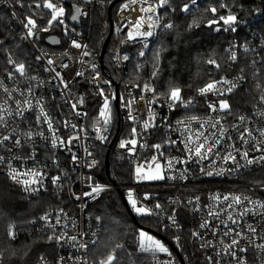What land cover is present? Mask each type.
Returning <instances> with one entry per match:
<instances>
[{"label":"built area","instance_id":"1","mask_svg":"<svg viewBox=\"0 0 264 264\" xmlns=\"http://www.w3.org/2000/svg\"><path fill=\"white\" fill-rule=\"evenodd\" d=\"M137 1L139 4L136 7L133 6L132 0L122 1L117 6L112 19L114 48L110 58L118 80L111 79L103 71V57L100 58V49L91 47L89 36L82 27L83 22L91 25L94 8L103 7L105 0H83V4L78 7L80 9L79 26L69 21L70 17L66 12L62 17L63 24L54 23L61 28L64 36V40L59 43L61 45L59 48L50 49L39 46L34 37L25 38L36 60L26 65L27 78L17 75L14 81L8 80L7 70L11 68L0 72V80L4 81L10 91L20 90L11 98L0 91V105L12 112V116H7L5 113L9 120V127L3 134H8L15 129L17 137L22 141L25 139L26 132L31 131L34 134L33 140L25 144L22 149L14 148L10 141L6 142V146L0 147V156H5L9 161L0 165V168L7 177L9 165L20 171L29 168H39L44 171L46 178L42 186H36L40 188L38 192H25L23 186L17 184L29 199L37 198L51 190L66 192L69 196L66 204L49 209L32 221L34 232L45 234L46 243L54 247L53 255L43 256V260L40 258L38 264H85V262L97 264L101 260L92 262L88 256V249L98 239L100 227L98 222L90 219L87 209L91 202L111 190L122 192L126 203L128 202L127 194L131 190L134 198L137 199L138 206H144L150 210L151 214L146 215L157 220L169 232L170 240L163 236L164 241L170 246L169 252L156 253L149 264H190L182 243L181 225L178 220L179 208L185 209L191 217L192 232L200 233V238L194 236L192 238L196 247L203 252L204 264H213L209 257L213 258L215 264H237L235 259L223 252L224 244L229 243L231 239V237L223 236L229 228L242 231V234L247 237L240 240L238 247L248 250L242 253L237 249V255L242 257L246 264H264V251L256 247L264 243V215L261 214L264 213V209L253 208V204L248 201H242L241 205L228 208V202L211 198L214 195H219L221 198L224 195H239L242 198L248 197V200L253 202H264V161L248 165L246 159L236 155V149H240L241 153L247 150L249 158H259L264 155V152L254 150L255 145L261 140L258 129H264V120L257 115L260 90L255 87L256 81L264 85V33L256 28L257 21L264 16V8L259 5L258 0H255L251 6L235 13L243 23L237 26L236 32L229 31L230 35L226 41V65L230 73L215 80L222 77L235 80L241 75V69H244L243 74L247 76V80L242 82L230 97H221V99H229L232 105V113L226 115L211 111L208 104L215 102L217 97L212 93L201 96L198 94V88L187 94L181 92L185 100L193 101L190 106L175 105L170 108L171 102L167 99V93L158 92L152 79L141 83L126 80L120 55L122 43L149 44L155 37L158 26L157 23L154 27V35L147 40L139 36L136 39H129L128 32L136 22L133 19L134 10H137L142 18L151 17L152 21H156L158 17L157 9L160 6L157 2ZM3 4L13 9L9 0H0V7ZM124 5L128 7L124 8ZM149 7L155 9L156 20L152 12L149 15L148 12L143 11ZM14 12L25 37L26 30L21 23L23 20L16 11ZM140 30L144 31L143 28ZM72 41H76L81 47H73ZM231 51L237 52L238 59L235 63L228 59ZM85 52L88 55H84ZM49 59L54 63L49 65ZM253 60L257 61L255 66L251 64ZM65 64L67 67H64ZM256 69L259 72L254 76ZM56 73L60 76L57 77ZM31 77L36 79L32 80ZM145 84L154 88L155 91L144 90ZM29 87L32 89L31 93L27 91ZM101 89L104 96L109 98L111 109V119L106 126L103 125L99 115L104 101V96L100 95ZM81 97L84 99V104H77V108L72 109L71 105ZM6 99L8 103L5 105ZM24 100L32 103V109H27V105L23 103ZM18 101L19 104H17ZM37 101L52 120L55 134L59 139L67 141L72 136H79V139L73 140L70 145H60L58 142L57 147L53 148L52 133L47 129V124L36 121L40 111ZM129 101L134 102L128 105ZM149 101L153 102L149 103ZM18 109L23 112V116L17 114ZM188 111L193 113L187 114ZM77 113L80 114L77 115ZM129 113L134 119L129 117ZM240 116L246 117L247 122L241 123ZM114 117L123 126L118 135L117 130L112 132L111 124ZM192 117L197 119L193 120ZM216 119H220L221 126L226 129L224 137H219L218 129L211 127ZM146 121L156 126L145 131L143 124ZM72 124L76 125L75 129L71 127ZM245 127L251 129L253 134V138L249 139L248 143L240 141L239 131H237ZM96 128H100V131L97 132ZM132 128L137 130L135 137L131 134ZM41 131L48 139L36 135ZM199 133L204 135L198 138ZM100 136L105 139L101 140ZM204 136L208 137L209 143L217 138L221 140V143L214 148L213 153L208 154L207 159L201 160L192 155L189 149H194L202 143ZM132 138L137 139L134 154L127 148L120 147L122 140ZM170 141L175 143L172 144ZM155 144L161 145V148L156 150L151 147ZM102 149L127 160L131 172L125 182L104 181L99 178L96 163ZM217 152L219 156L216 155ZM226 152L236 155V162L231 160L224 162L220 157ZM73 155L77 157L75 161L72 159ZM154 155L157 157L156 162L162 164V173L165 178L156 183L138 180L135 168L140 164H144L147 168ZM31 156H34L35 160L30 159ZM93 161H95L94 164ZM169 161H171V167H169ZM209 171L213 175H206ZM52 176L61 177L58 181L59 186L50 182L49 178ZM95 185L103 187L104 190L95 199L84 197L83 193L90 192L91 186ZM146 193L149 194V199H144ZM77 196L81 199L77 200L75 198ZM156 204H159L160 208H155ZM245 208L252 209V212L241 217L239 213ZM209 210L219 212L220 216L218 218L209 216ZM228 214L237 220V224H232L228 220ZM44 216L48 218L41 219ZM170 217L175 218V224ZM57 219L60 220L59 224H56ZM205 220L211 223L208 228L202 229L200 224ZM249 226L256 228V233L248 231ZM54 232L57 235L64 232L77 236V241L69 242L66 237L59 244L55 240L49 241L48 236L53 235ZM213 232L217 234L214 236ZM13 233V237L16 238L17 234L14 230ZM209 241L211 243H208ZM81 243H87L88 248H80ZM140 250L143 251L141 248Z\"/></svg>","mask_w":264,"mask_h":264},{"label":"trees","instance_id":"2","mask_svg":"<svg viewBox=\"0 0 264 264\" xmlns=\"http://www.w3.org/2000/svg\"><path fill=\"white\" fill-rule=\"evenodd\" d=\"M2 1V0H1ZM112 0H105L103 7H95L91 25L83 26L88 34L91 47L101 49L103 41L108 33L107 7ZM125 0H120L111 9L113 19L117 6ZM159 1V0H154ZM205 1V0H204ZM229 5V0H226ZM18 15L24 20L26 15H33L41 27L46 26L50 18L48 10L29 7L34 3H42V0H22L25 7L21 8L16 0H9ZM53 3L64 6L68 17L73 13L75 7L83 4V0H52ZM234 2V1H233ZM264 8V0L257 1ZM255 3V0H237L230 5L231 10L247 8ZM183 0H169L165 7H158V26L156 34L150 43L156 44L152 53L150 48L144 51V55L137 56L135 47H126L128 60L124 65V76L126 80L141 83L142 78L150 76L153 72L152 66L159 60L157 76L153 83L155 89L164 93L172 86L180 87L182 93H191L210 80H215L222 75L230 73L226 65V41L230 35L229 31H213L207 27L206 21L210 18V12L206 11L209 6H201L196 10L189 8V12L180 11ZM174 9V10H173ZM199 23V27L189 28L193 20ZM170 23L171 29L162 28L157 35L160 26ZM256 28L264 33V16L257 21ZM23 31L18 20L13 16V11L5 4L0 7V72L10 69L7 64L9 54L17 62L26 65L34 63V53L26 40L22 38ZM157 35V38H156ZM156 38V39H155ZM35 42L39 46L47 48H59L60 41L64 40L62 30L56 24L48 27V31L36 30ZM149 43V44H150ZM114 39L111 34L106 51L103 56V71L111 79L118 80V75L110 60L113 51ZM109 54V60L107 58ZM158 54V55H157ZM215 59L220 65L216 68L206 63L208 59ZM140 63V68L129 69L130 63ZM134 65V64H133ZM193 113L192 111L186 112ZM112 132L117 130L120 134L123 126L114 117L111 124ZM106 150H100L96 163V171L99 178L104 181L123 183L130 177V165L124 157L115 153H108V168L104 167ZM69 196L66 192L51 190L43 193L37 198L29 199L14 182H12L0 168V264H38L43 256H52L54 247L46 243L45 234H37L32 227V221L38 219L44 212L58 205L68 202ZM129 206L124 203L117 190L103 193L99 198L88 206V214L93 222H98L100 227L101 241L88 249V256L92 262H96L103 251L104 254L113 253L116 256L114 264H149L152 255L150 252L136 253L133 246L134 231L141 227L163 235L160 231V223L149 216L131 215ZM131 210V209H130ZM178 220L181 225L182 243L187 250L190 264H204L203 252L198 249L192 238V220L187 211L178 209ZM99 217V220H97ZM135 219V222L133 220ZM14 227L17 237L9 236V228ZM103 232V233H102ZM164 236V235H163ZM165 237V236H164ZM97 239V240H98ZM102 244V245H101ZM101 247L97 249L98 246ZM117 245L121 247L117 248ZM100 250V251H99Z\"/></svg>","mask_w":264,"mask_h":264},{"label":"snow or ice","instance_id":"3","mask_svg":"<svg viewBox=\"0 0 264 264\" xmlns=\"http://www.w3.org/2000/svg\"><path fill=\"white\" fill-rule=\"evenodd\" d=\"M132 2L135 3L136 0H132ZM191 2L193 4H195L196 0H191ZM16 3L19 4L21 8L25 7L22 0H16ZM168 3H169V0H159V6L160 7H165L166 5H168ZM29 7H34L35 9L43 8L45 10H48V15L50 17L47 20L48 27H51L54 23H58V24L64 23V21L62 19V17H64V15H65L64 7L58 5L57 3H53L52 0H42V3H34L33 5H29ZM127 7H128V5H124V8H127ZM218 9H228V5L221 2V3H219L218 7L217 6H210L209 8L206 9V11H208L212 14V19L208 20L207 27L211 28L213 25H220V26H223L224 31L236 32L237 26L240 23H243V21H240L238 19L237 15L234 14L233 12H231V10H228L226 15H217ZM180 10L182 12H189V10H190L189 4H184ZM76 11L80 12V9L77 7ZM143 11L152 12V11H155V9L153 7H149V8L143 9ZM15 15L16 14L13 13V16H15ZM72 19H76V16H73ZM149 19L151 20V17H149ZM158 20H159V18H157L156 21H153L152 23L148 24L149 30H146V31L140 30L144 24L143 18L137 20L135 25H134L133 31L128 32L129 39H136V37L139 36V37H142L145 40H147L148 37H151L154 35V33L151 29L156 26V24L158 23ZM21 23L23 25V28L26 30L25 38L34 37L36 35V32L34 30L45 31V32L48 31V27H41L37 23V19L35 18V13L33 15H26L24 20L21 21ZM199 26H200L199 23L194 19L192 21V23L189 24L188 27L192 28V27H199ZM163 27L166 29H171L173 27V25L169 23V24H165ZM214 30L220 31L221 27H217ZM0 43H2V42H0ZM72 45L75 48L81 47V45L79 43H77L76 41H72ZM145 46H147V45L145 44ZM245 51H247V49H245ZM84 55H88V53L85 52ZM140 55L143 56L144 53L141 52ZM37 59H39V57H37ZM124 59L127 60L128 57L125 56ZM228 59L231 62L235 63L238 59L237 52L231 51ZM53 63H54L53 60H51V59L48 60L49 65H51ZM206 63H208L209 65H213L216 68L220 67V65L217 63V61L215 59L210 58L206 61ZM256 63H257L256 60H253L251 62L252 66H255ZM7 64L11 66V70H7V77L6 78L8 80L14 81L16 79L17 75L19 77L27 78V68H26L25 63L17 62L9 54L8 59H7ZM64 67H67V65L65 64ZM93 67H95V65H93ZM46 70L51 71V69H46ZM240 71H241V75L237 76L235 80H230V79H227L225 77H222L219 80H210L203 87L198 88V94L201 96H207L209 93H212L217 97V100L215 102L208 104V107L211 111L216 112V113H224L226 115L232 113V105L229 102V99H221V97H230L231 94L237 88H239L241 86L242 82L247 80V76L243 74L244 69H241ZM258 72H259V70L256 69L253 73L254 76L257 75ZM77 75H81V73H77ZM152 75H153V77L157 76V71H154L152 73ZM56 76L59 77L60 74L56 73ZM31 79L35 80L36 77H31ZM61 82H63V81L61 80ZM65 87H67L66 84H65ZM143 87H144V90H146V91H150V92L155 91L154 88H152L151 86H149L147 84H145ZM255 87H256V89L260 90V95L258 97L259 111L257 112V115H259L262 118V120H264V85H262L259 81H256ZM0 91H2L9 98H11L15 92L20 91V90L19 89H12L10 91L9 88L4 84V81L0 80ZM27 91L29 93H31L32 89L29 87L27 89ZM181 92H182V89L180 87L172 86L169 88L166 95H167V99L171 102L169 104L170 108L175 106V105H183L185 107H188L193 103V101L190 99L185 100L182 97ZM21 94H23V93H21ZM100 95L104 96L102 89L100 91ZM141 99H143V97H141ZM133 102L134 101H129L128 105H130ZM152 102L153 101H149V103H152ZM7 103H8V100L6 99L4 101V104L6 105ZM19 103L20 102L18 101L17 104H19ZM23 103H25L27 105V109H32L33 105L30 101L24 100ZM77 104H81V105L84 104L83 97H81L76 103H73L71 105L72 109H76ZM128 105H126V106H128ZM37 106L40 108V111H39L38 115L36 116V121H37V123H40L41 121H43L44 123L47 124V129L52 133L51 145L53 148L57 147L58 142L60 145H70L73 140L79 139V136L69 137V139L67 141L59 139L55 134V128H54L52 120L49 118L48 114L45 112L44 107L39 104V101H37ZM5 113L7 114V116H12V112H10L6 107L0 105V130H2V131H0V147L6 146V142L10 141L14 148L22 149L25 144H27L33 140L34 134L31 131L26 132L24 134L25 139L23 141L17 137L15 129H13L12 132H10L8 134H3V133L8 131V127H9V120L6 118ZM17 114L23 116V112L19 111V109L17 110ZM79 114L80 113H77V115H79ZM99 115L103 121V125L106 126L110 122V119H111V109L109 107V98L107 96H104L103 105L100 109ZM129 117L134 119V117H131V113H129ZM191 119L196 120L197 117H192ZM239 119H240L241 123L247 122L246 117H244V116H240ZM66 126H67V123H66ZM154 126H156V125H152L146 121L143 124V129L145 131H147L150 127H154ZM71 127L73 129H75L76 125L72 124ZM211 127L218 129L219 137L225 136L226 129L221 126L220 119H216V121L211 125ZM96 131L99 132L100 128H96ZM237 131H239V139L243 143H248V140L253 138V134H252L251 129H249L247 127L243 128L242 130L237 129ZM258 131H259V135H260L261 140H260V143L255 145L254 150L264 152V129H258ZM131 134L133 137H135L137 135L136 128H132ZM36 135H39L43 139H48V137H44L43 131L37 133ZM203 135H204L203 133H199L198 138H199V136H203ZM228 138L230 139V137H228ZM100 139L104 140L105 137L100 136ZM189 139H191V138H189ZM170 143L174 144L175 141H170ZM220 143H221V140L219 138L214 140L212 143H209L208 137L204 136L203 142L199 143L194 149L190 148L189 152L201 160L207 159L208 154L213 153L214 148H216L218 145H220ZM136 145H137V139H135V138H132V139H129L126 141L122 140L120 142L121 148H127L128 151L132 152L133 154H134ZM141 146L143 147L145 145H141ZM185 146L187 147V145H185ZM151 147L155 148L156 150H159L161 148V145L155 144V145H152ZM9 150L11 151V149H9ZM89 155H91V153H89ZM161 155H162V153H161ZM216 155L219 156V152H217ZM236 155H241L243 159H246L248 165H251L254 162L258 163L260 161H264V155L260 156L259 158H255V157L249 158V152L247 150H245L241 153L240 149H236ZM236 155H233L232 152H226V154H224L220 158L224 162H228L229 160L236 162ZM29 158L35 160L34 156H31ZM16 159H20V157H16ZM72 159H73V161H75L77 159V157L75 155H73ZM156 160H157V157L154 155L151 159V162L148 163V171L147 172H144V169H145L144 164H140L135 168V174H136V177L138 180H150L151 181V180H162L165 178L161 172V165L159 163H156ZM6 163H9L8 159L5 156H0V165L6 164ZM94 163H95V161H93V164ZM152 164H155V171L152 170ZM89 166L91 167L92 165H89ZM169 167H171V161H169ZM142 172L144 173L143 175H142ZM7 175L9 177V179L11 181H13L15 184L22 185L25 192H28V191L38 192L40 190V188L36 187V186L37 185L42 186L44 179L46 178V174L44 173V171L42 169L29 168L25 171H20L17 168L11 167L10 165H9V172L7 173ZM206 175L211 176V175H213V173L209 171L206 173ZM49 179L53 185L59 186L58 181H60V179H61L60 176H52ZM103 190H104L103 187H101L99 185L91 186V191L83 193V196L84 197H91L92 199H95V197L97 195H99V193L102 192ZM127 197H128V201H129L132 209H134L135 212H137L138 214H142V215L151 214L149 209L145 208L144 206H138L137 199L134 198L133 192L131 190L128 192ZM75 198L77 200L81 199V197H79V196H77ZM211 198L213 200H216V201H219L222 199L223 201L228 202L227 203L228 208H232L233 205H241L242 201H248L249 203L253 204V208L264 209V202H253V201L248 200V197L242 198L239 195H224L222 198L219 195H214ZM144 199H149V194L146 193L144 195ZM197 199H199V198H197ZM155 208H160V205L156 204ZM251 212H252V209L245 208L244 211L239 213V215L241 217H243L245 215H248ZM261 214L264 215V213H261ZM208 215L218 218L220 216V213L219 212H213V211L209 210ZM47 218H48L47 216L41 217V219H45V220ZM170 219H172L173 224L176 223L174 217H170ZM97 220H99V217H97ZM228 220L231 221L232 224H237V220L234 219L231 214H228ZM59 223H60V220L57 219L56 224H59ZM210 223H211L210 221L205 220L203 223L200 224V228L206 229L209 227ZM248 231H250L252 233H256L257 230H256V228L249 226ZM8 234H9V236H14V233L12 232L11 227L9 228ZM216 234H217L216 232H213L214 236ZM140 236H141L140 248L143 251H151L153 253L158 252V251L159 252H168V249L163 244H161L159 241L153 240L151 237L146 236V234L143 232L140 234ZM192 236L200 238V233L193 231ZM223 236L224 237H231L230 242L224 244L223 252L226 253L227 255H229L232 259H235L237 261V264H246L244 259L237 255V249L239 252H242V253L246 252L248 250L247 248H239L238 247L240 244V240L241 239H247V237L242 234V231H236V229H234V228H229L227 231H225L223 233ZM65 237L67 238V241H69V242L77 241V236L68 235L67 233H64V232H61L58 235L54 232L53 235L48 236V240L49 241L55 240L59 244L61 241L65 240ZM208 243H211V241H209ZM222 243H223V241H222ZM79 247L82 249H87L88 244L87 243H81L79 245ZM116 247L119 248V247H121V245H117ZM256 247H258L259 249L264 251V243L258 244V245H256ZM218 255H219V253H218ZM62 259L63 258H61V260ZM116 259H117L116 256L114 254L110 253L104 259L99 260L97 262V264H114V261ZM41 260H43V257H41ZM209 260L212 261L213 264H215L212 257H209ZM85 264H86V262H85Z\"/></svg>","mask_w":264,"mask_h":264},{"label":"rangeland","instance_id":"4","mask_svg":"<svg viewBox=\"0 0 264 264\" xmlns=\"http://www.w3.org/2000/svg\"><path fill=\"white\" fill-rule=\"evenodd\" d=\"M236 1L237 2V0H229V5L227 4V1L226 0H196V3L195 4H193L192 2H191V0H183V4L181 5V8H182V6L184 5V4H189V8H192V10H196L198 7H200V5L201 6H203V7H205V6H217L218 7V5H219V3H221V2H223V3H225V4H227L228 5V9H218V13H217V15H226L227 14V12H228V10H231V7H230V5H232L234 2ZM155 2H157V4H159V1H155ZM8 6V5H7ZM9 7V6H8ZM13 7V6H12ZM64 7V6H63ZM208 7V8H209ZM10 8V7H9ZM180 8V9H181ZM238 9H236V10H231V12H233L234 14L237 12V11H240L241 10V7H240V9H239V7H237ZM12 11H13V13H15L14 11H16L14 8V10L12 9V8H10ZM64 9H65V12L67 11V9L64 7ZM181 11V10H180ZM182 12V11H181ZM182 13H187V12H182ZM152 16L155 18V20H156V15H155V11H152ZM158 18V17H157ZM209 19H212V14L210 13V18ZM207 23H208V21H206V25H207ZM165 24H169V23H165ZM165 24H163L162 26H161V28H160V26H159V28H158V30H157V35H158V32L163 28V26L165 25ZM84 25H86L85 24V22H83V24H82V27L84 26ZM46 26H48L47 24H46ZM217 27H221V29L223 28V26H220V25H213L212 27H211V29L213 30V31H215L214 29L215 28H217ZM36 32V31H35ZM157 35H156V38H157ZM22 38L24 39V40H26L25 39V37H24V35H22ZM155 38V39H156ZM154 39V38H153ZM155 41V40H154ZM154 41H153V43H150V44H146L147 46H145V43H142V42H138V43H127V42H124V43H122V45H121V48H120V55H121V59H122V63L125 65V62L128 60H125L124 59V57L125 56H127L128 57V54H127V50H126V47H128V46H130V47H135V49L137 50L136 51V53H137V56H139V57H141V55H140V53L141 52H143L144 53V51L145 50H147V48H150V52L152 53V51L155 49V48H157V46H156V44L154 43ZM114 48V47H113ZM108 56H107V58H108V60H109V54H107ZM110 60H111V58H110ZM156 61V63L155 64H153V65H151L152 66V70H153V72L154 71H156L160 66H159V64H158V62H159V60L157 59V60H155ZM111 62H112V60H111ZM112 64H113V62H112ZM134 64V65H133ZM113 66H114V64H113ZM130 68V70L131 69H133V66H135V69H139L140 68V63H138V62H131L130 63V65H128ZM132 71V70H131ZM152 72V73H153ZM142 79H154V77H153V75L151 74L150 76H147V77H145V78H142ZM168 88L166 89V90H164V91H166V92H164V93H167L168 92ZM122 157V156H121ZM156 163H159L160 165H161V172H162V164H161V162H156ZM152 170L153 171H155V164H153L152 165ZM148 171V167L147 168H145L144 169V172H147ZM142 174H144L143 172H142ZM163 174V173H162ZM148 183H156V182H160L161 180H146ZM127 204L129 205V208L131 209V211H132V213H134L136 216H148V215H142V214H138L137 212H135V210L134 209H132V207H131V205H130V203H129V201L127 202ZM149 217H151V216H149ZM152 218V217H151ZM15 228L14 227H11V230H12V232H13V230H14ZM160 231L163 233V235L168 239V240H170V238H171V236H170V234H169V232L167 231V229H165L163 226H161L160 227ZM135 233H134V238H133V246L135 247V251H136V253H138V252H147V251H141L140 250V242H141V236H140V234L143 232V233H145L146 234V236H148V237H151L153 240H155V241H159L161 244H163L167 249H168V252H169V249H170V246L167 244V242H165L164 240H162V239H160L159 237H157L156 235H154L152 232H149L148 230H146V229H144V228H141V227H136V229H135V231H134ZM103 233V232H102ZM103 234H101V236H102ZM162 235V236H163ZM101 236H100V238L96 241V245L101 241ZM102 245V244H101ZM101 245L100 246H98L97 247V249H99L100 247H101ZM100 251V250H99ZM184 251H185V253H186V255H187V250H185L184 249ZM168 252H155V253H153V252H151L150 251V253L152 254V255H155L156 253H168ZM100 255L98 256L99 258L97 259V260H99V259H104L108 254H110V253H108V254H104V252L103 251H100ZM111 254H113V253H111Z\"/></svg>","mask_w":264,"mask_h":264},{"label":"water","instance_id":"5","mask_svg":"<svg viewBox=\"0 0 264 264\" xmlns=\"http://www.w3.org/2000/svg\"><path fill=\"white\" fill-rule=\"evenodd\" d=\"M119 1H120V0H112V1L108 4V7H107V17H108L109 25H108V33H107V35H106V37H105V39H104V41H103L102 47H101V49H100V58H101V59H102V57H103V55H104V53H105V51H106V47H107L108 41H109L110 36H111V34H112L111 9H112L113 5L116 4V3L119 2ZM76 8H77V7L74 8L73 13H72V15H71L70 18H69V21H70L73 25H75V26H79V19H78V14H79V12L76 11ZM73 16H76V19H72ZM116 88H117V87H116ZM104 167H105V169L107 170V168H108V151L106 152V155H105V159H104ZM118 193H119V195H120L122 201H123L124 203H126L125 200H124V197H123V195H122V192L118 191ZM129 212H130L131 215L133 214L132 211H131L130 209H129ZM133 220H134V222H135L134 217H133ZM148 231H149V230H148ZM149 232H152V231H149ZM152 233H153L154 235H156L157 237H159L160 239L165 240L164 237H163L162 235H160V234H158V233H154V232H152Z\"/></svg>","mask_w":264,"mask_h":264},{"label":"bare ground","instance_id":"6","mask_svg":"<svg viewBox=\"0 0 264 264\" xmlns=\"http://www.w3.org/2000/svg\"><path fill=\"white\" fill-rule=\"evenodd\" d=\"M137 4H139V2L136 0V2L133 3V6L136 7ZM148 14L150 15V12H148ZM148 14H147V15H148ZM141 18H142V17H141V15H140V13H139L137 10H134V13H133V19H134L135 21H137V20H139V19H141ZM143 20H144V24H143V26H142L141 28H143L144 31L149 30V29H148V24L152 23L153 21L150 20V19H148V18H146V17H144ZM135 23H136V22H135ZM134 25H135V24H134ZM134 25L131 27L130 31H133V29H134ZM151 30L154 31V28H152Z\"/></svg>","mask_w":264,"mask_h":264}]
</instances>
